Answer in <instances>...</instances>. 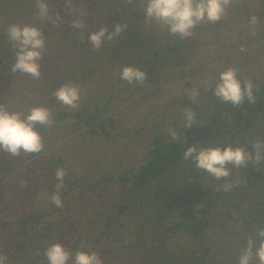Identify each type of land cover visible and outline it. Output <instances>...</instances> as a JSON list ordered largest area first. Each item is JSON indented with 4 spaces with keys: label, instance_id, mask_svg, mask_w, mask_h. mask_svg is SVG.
Masks as SVG:
<instances>
[{
    "label": "trees",
    "instance_id": "trees-1",
    "mask_svg": "<svg viewBox=\"0 0 264 264\" xmlns=\"http://www.w3.org/2000/svg\"><path fill=\"white\" fill-rule=\"evenodd\" d=\"M110 1L114 0H107ZM248 1L232 0L224 17L238 13L241 5L242 15L245 14L250 9L246 4ZM45 2L49 15L53 17L49 23L51 26L57 21L55 17L60 10L62 17L70 19L67 30H64L67 33L74 29L71 27L74 20L87 17L90 24L108 17L104 21L109 25H121V33L113 40L104 38L98 51L102 55L109 48L117 52L115 48L119 46L133 47L139 52L138 42L143 40L144 33L140 28L155 23L147 20L143 8L132 11L131 6L124 5V0H115V4L108 6L93 0ZM260 2L262 10L256 12L259 17L264 14V0ZM244 20L249 26L248 19ZM43 21L38 17L36 0H0V104L22 116L34 106L47 107L54 119L50 127L36 125L35 130L44 143L40 153L21 152L13 157L0 151V182L16 171L14 179L23 185L11 186L10 194L5 197L19 195L20 188L30 196L26 205L19 209L20 202L11 207H0V253L7 255L6 264H47L43 253L52 243L59 242L74 253L83 251L80 243L88 238H91L88 245L91 252H97L102 260L111 258L110 264L115 261L120 264L117 256L123 253L135 259V264H146L148 256V264H152L151 256L157 264H164L163 257L171 264H238L247 239L254 238L257 228L264 226V159L259 164L249 163L242 168L228 165L231 175L216 180L196 169L190 161H184L183 152L192 145H232L252 152L254 143L264 142V88L253 87L255 102L245 99L238 107L221 102L214 95L215 87L206 90L209 95L196 97L195 103L185 96L182 100L187 108L196 110L195 120L191 127L185 128L184 121H176L174 128L170 126L179 134L177 141H172L162 131L177 98L165 97L162 102L168 104L159 105L154 112L150 102L157 97L145 94L155 79L164 78L167 73L173 74L166 79L167 83L183 77L180 64L185 57L189 59L193 51L200 56L203 43L204 49L211 47L203 36L209 35L210 40L214 34L216 37L212 42L216 44L218 31L223 26L218 23L223 22L207 23L202 30L198 25L187 38L167 33L163 35L162 43L148 28L149 40L146 47L142 45L148 53L139 55L135 62L139 70H145L147 85H129L118 77H109L105 71H97L98 52L95 50L96 55L91 51L76 62L58 55L60 50L55 48L64 41L63 31L50 28L49 24H37ZM11 24L36 25L42 31L46 50L39 62V80L11 71L15 49L5 35ZM84 25V28L88 27ZM83 29L81 33L88 34ZM259 32H262L261 25ZM243 35L255 40L248 30ZM55 37H58L57 41ZM67 39L73 40L71 35L65 37ZM189 45L192 51L182 57L181 47L187 49ZM248 49L251 57L257 58L264 51V43L250 45ZM235 52L234 56L237 55ZM244 69L247 64L238 68L242 83L246 81L242 73ZM94 72H97L96 76ZM44 78L50 80L48 85L39 82ZM100 80L108 86L97 97H82L75 110L62 105L54 96V92L69 81L79 85L82 94L91 89V83L99 86L96 82ZM142 103H148L150 109L141 118V140L136 143L130 138L129 130L116 124H119L116 117L122 111L131 113ZM202 103H206L205 106H201ZM149 116L153 122H149ZM261 151L264 156V149ZM60 167L67 174L63 187L57 189L55 170ZM226 183L232 184L231 189L235 188L234 195L229 193L230 190L224 191ZM57 192L63 201L62 208H57L49 199ZM99 192L109 198L100 203ZM221 204L225 206L221 208ZM6 209L12 211L8 213ZM94 209L104 213L95 235L89 225V216ZM168 220L172 221L171 225H166ZM75 230L80 231L76 238ZM240 235L241 248L238 249L232 237ZM124 239L128 242L126 245ZM118 249L123 252L118 254ZM69 264H72L71 258ZM121 264L126 263L122 260Z\"/></svg>",
    "mask_w": 264,
    "mask_h": 264
},
{
    "label": "clouds",
    "instance_id": "clouds-1",
    "mask_svg": "<svg viewBox=\"0 0 264 264\" xmlns=\"http://www.w3.org/2000/svg\"><path fill=\"white\" fill-rule=\"evenodd\" d=\"M133 0H127L132 3ZM143 11L147 20L153 21L162 28H166L173 35L179 34L181 38L192 35L193 29L202 23H217L224 15L232 0H142ZM38 17L41 20L51 22L53 17L49 15V7L45 0H36ZM59 19V16L55 17ZM74 29L85 27L83 20L76 19L71 23ZM122 31L121 25H116L112 33L107 34V40L111 41ZM107 28L101 27L98 31L88 34L87 39L93 45L95 51H99L103 45ZM5 35L12 48L15 49V62L11 66L13 73H22L32 79L41 77L40 61L46 50L45 37L42 31L33 25L11 24L7 27ZM120 79L129 85L142 84L146 79V73L137 68L124 66L121 68ZM81 88L72 81L64 84L54 92L56 100L62 105L73 110L79 107ZM193 103L198 95L193 88L188 93ZM214 95L224 103H231L234 107L242 105L247 99L255 102L253 84L251 81L243 83L238 78V69L227 68L220 72L218 82L214 88ZM184 127H191L195 120V113L190 108H185ZM54 123L53 113L43 106L32 107L26 116L19 112H12L4 104H0V151L10 156L25 154H37L44 149L41 135L35 130L36 125L50 127ZM172 141L179 139V134L172 128L167 130ZM253 151H246L241 147L210 146L199 147L192 145L183 152V160L190 161L195 168L204 171L216 180L227 179L231 175L228 165L235 168L246 167L249 163H261L264 142L257 141L252 145ZM66 170L62 167L55 170L57 189L63 187ZM224 191L231 189L232 184L226 183ZM50 202L57 208L63 207V201L59 193L50 196ZM258 241V242H257ZM47 264H104L100 255L95 252L67 250L59 242L52 243L43 253ZM7 255L0 253V264H6ZM238 264H264V226L257 228L255 237H249L246 246L240 251Z\"/></svg>",
    "mask_w": 264,
    "mask_h": 264
},
{
    "label": "rangeland",
    "instance_id": "rangeland-1",
    "mask_svg": "<svg viewBox=\"0 0 264 264\" xmlns=\"http://www.w3.org/2000/svg\"><path fill=\"white\" fill-rule=\"evenodd\" d=\"M69 1V0H67ZM94 2H97L98 4H103L105 6H108V4H115L114 1L107 2H102L101 0H93ZM261 0H249L246 4L250 6V9L248 12H245V14L242 15L243 12V6H240V11L238 13L233 14V16H228L226 15L223 17L220 22L223 23H218L221 26V28L218 31L217 38L219 41L213 45L212 39L216 37L214 34H212L210 40L208 39L209 35L203 36L204 41H208L211 47H206L204 49V43L201 47V55L196 56L195 51L191 54L189 59H186L181 63L180 69L183 71V77H177V81L173 80L170 83L166 82V79H169L173 75L172 73H167V75H164V78L160 79H155V82L150 85L146 90L145 94L148 95H156V99L152 100L150 102L151 109L153 108L152 111L157 112V107L161 104L166 105L168 102H162L165 100V97H175L177 98L175 102L174 108L169 112V115L166 118V123L164 127L162 128V131L165 133V136H168L167 130L171 127H173L174 123L177 121L179 123H183L184 121V112L183 110L187 107L186 102L182 100L185 96L189 97L188 93L191 89L195 88L198 91L197 97H202L203 95H209L208 91L211 88H214L216 83L218 82V76L220 72L224 71L227 68H240L243 67L247 64V69L243 70V75L246 81H251L253 84L254 88H264V51L260 52L258 54L257 58L251 57V51L248 49L250 45H257L260 46L261 44L264 43V14L259 17L256 12H260L262 10V4L260 2ZM124 5L125 6H131L130 9L134 11L136 8H143V2L142 0H136L132 3H127V0H124ZM242 11V12H241ZM241 12V14H240ZM59 19L53 23L51 26L49 21H43L42 23H37L41 24V26H48L53 29H59L62 32V38L63 42H61L55 49L60 50L58 55L61 57L67 59V60H75V62L78 60L79 57L82 55L89 53L92 51V54L96 55L93 49V45L88 41L87 36L90 32L98 31L101 27L107 28V34H110L113 32V27L115 24L109 25L107 22L104 21V19L108 17H101L100 21H97L96 23L90 24L87 23L88 17L83 20L84 24H87L88 27L84 28L88 34H82L81 31L82 29H72L70 33L64 32L66 29V25L70 22V19L68 17H62V11L60 10L58 13ZM248 19L249 26L246 25L245 20ZM120 22V21H119ZM121 23V22H120ZM263 23V24H262ZM212 25L213 23H209ZM207 23L205 24H200L199 29H204ZM260 25L262 28V32H259ZM36 26V25H33ZM152 29V33L156 36L157 40L162 43L163 42V35H167V33H170L167 31L166 28H162L158 24L154 23L151 25V27H148V25H143L142 28H140L144 33H143V40L141 42H138L139 49H141L139 52H136V48L134 49L133 47H117L115 48L118 50L117 52L108 49V52L103 54L98 52V55H96V65L99 66V69L97 70L98 72H104V74H108L109 77L115 76L120 79V72L121 68L124 66H130L137 68V63H135L139 55L144 54L147 55L148 52H146V44L149 40L147 38V33L149 32V29ZM251 34L252 36H255V40L250 39L248 36H244L243 34ZM69 35L72 36L73 40H65V37H69ZM56 41L58 40V37H55ZM244 40H243V39ZM241 39V40H240ZM239 41V42H236ZM240 44V46H239ZM142 45H145L143 47ZM239 46V47H238ZM234 49L239 50L238 52H235ZM183 56L189 55L190 52L192 51V46L189 45L187 49H184L181 47ZM234 52L237 53V55L234 56ZM240 54V55H239ZM245 55V57H243ZM247 55V56H246ZM192 57V58H191ZM70 58V59H69ZM76 58V59H75ZM134 64V65H133ZM143 71H145L142 68ZM95 76L97 72H94ZM93 80L96 79L95 77L92 78ZM165 79V80H164ZM90 81V80H89ZM175 81V82H174ZM40 83L42 82L44 85H48L50 83V80L48 78L42 79V81H39ZM174 82V83H173ZM91 83V82H90ZM145 85H147V81L143 82ZM173 83V84H172ZM95 83H91V89L87 91V93L81 94L82 97H88V98H93L97 97L100 94V91L104 89L108 84L103 83L101 80L96 82V84H99V86L94 85ZM101 86V88H100ZM213 92V91H212ZM203 94V95H202ZM82 99L80 100L81 103ZM89 101V100H88ZM87 101V102H88ZM182 101V102H181ZM206 103H202L201 106H205ZM264 105V104H263ZM165 107V106H164ZM210 108V107H209ZM150 109L148 103L144 104L142 103L138 109H134L131 113L129 111H122L120 115H118L117 121L119 122L116 123L118 126L121 124V127H123L124 130H129L128 132L130 133V138H133L135 142L141 140V131L139 129V124L143 123L141 118L148 112ZM194 113H196L195 108H190ZM14 111V110H13ZM199 112H197L198 114ZM149 122H153V118L150 116L148 117ZM162 119V118H161ZM149 125V124H147ZM174 128V127H173ZM161 132V131H160ZM144 144H146L144 142ZM52 143V147H53ZM134 146V145H133ZM145 146V145H144ZM133 149V148H132ZM131 150V156L132 154ZM138 156V155H136ZM1 162V161H0ZM19 170V169H18ZM10 173V171H8ZM16 171L11 172L9 177L10 179L7 178H2V181L0 182V207H5L9 205L10 207L13 206L15 203L20 202V204L17 205V208H21L22 206L26 205V201H29V197L27 196L28 193L23 191V188H20L18 191V194H15L12 196L5 197L6 195L10 194L9 189L11 186H23L21 183H19L15 178ZM0 177H1V171H0ZM185 181V180H184ZM1 186L3 188L1 189ZM234 190L230 189L229 193L234 195ZM4 193V194H3ZM101 192L98 193L99 201L103 199H108L109 197L106 196L104 197ZM4 195V197H3ZM20 201L18 200V197ZM23 198V199H21ZM24 202V203H23ZM103 202V201H102ZM105 203V202H104ZM225 204H221V208H223ZM200 209V207H198ZM7 212L12 211V209H6ZM95 210V209H94ZM22 211V210H21ZM93 211V210H92ZM102 210L96 209L95 211L92 212L91 217L89 216V225L90 229L95 232L93 233L95 235L96 233V228L98 226V221L100 218L103 217L104 213L101 212ZM17 212V211H16ZM24 212V211H22ZM234 216H238L237 212L234 210L233 211ZM172 221L168 220L166 222V225H171ZM71 231V228H69ZM11 232V231H9ZM79 230H75V238L77 237L76 235L79 234ZM80 235V234H79ZM242 236H236L232 237V241L234 243V246L237 247L238 249L241 248L240 244V239ZM213 240H215L213 238ZM89 241H91V238H88L85 241H81L80 243V248L83 249V251L91 252V247L89 245ZM127 240L124 239L123 244H127ZM157 244V243H155ZM118 254L121 253V249H118ZM180 251V250H179ZM183 251V250H182ZM123 252V251H122ZM148 255V254H146ZM154 255V254H152ZM114 256V255H113ZM117 256V254H116ZM152 264H157V260H154V257L151 256ZM110 258V256L108 257ZM150 256L145 258V263L148 264ZM117 259L121 261L123 260L126 264H135L136 260L131 258L129 254H120V256H117ZM110 259H105L103 260L104 264H110L111 262ZM162 261L164 264H171V262L167 261L164 257L162 258ZM115 264L116 261H115ZM151 264V262L149 263Z\"/></svg>",
    "mask_w": 264,
    "mask_h": 264
}]
</instances>
